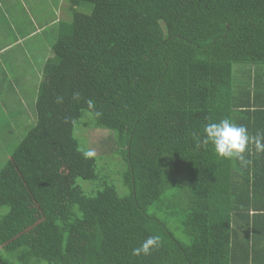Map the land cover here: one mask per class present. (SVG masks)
<instances>
[{"label": "trees", "instance_id": "trees-1", "mask_svg": "<svg viewBox=\"0 0 264 264\" xmlns=\"http://www.w3.org/2000/svg\"><path fill=\"white\" fill-rule=\"evenodd\" d=\"M55 25L36 123L0 168V264H264V153L245 168L196 139L224 118L264 135V0H61ZM80 119L118 159L83 158Z\"/></svg>", "mask_w": 264, "mask_h": 264}, {"label": "rangeland", "instance_id": "rangeland-1", "mask_svg": "<svg viewBox=\"0 0 264 264\" xmlns=\"http://www.w3.org/2000/svg\"><path fill=\"white\" fill-rule=\"evenodd\" d=\"M26 1L29 2L27 10L32 7L33 1H36L34 9L39 10V0ZM58 1L59 0H47V3H45L46 0H43V5L45 6L42 8L44 10L42 23H47L57 15L60 18L61 13L59 14V10L61 9V3H58ZM81 11H84V9H81ZM38 14V11H34V15ZM53 14H55V16H53ZM40 16L42 15L39 14V17ZM56 36V30L48 31V29H46L43 33L40 32V34L28 38V40L23 43L24 47L17 48V54L15 55L14 53V57L16 56L15 58L21 63L19 69H23L25 72L27 84L25 81L22 84L20 80L17 81L15 99L10 93L9 95L12 100H4V98L1 100L2 106L5 105V107L2 112L1 106L0 111L2 113L0 115V122L3 123L2 126H4V124H7V126L6 128H0V168L7 161L9 155L15 149L19 141L36 123V89L42 79V68L45 61L53 56L52 44ZM30 60H33V66L31 68H26L23 64H26L28 61L30 62ZM13 112L16 114L14 115ZM80 123L81 119L76 123L74 135L80 140L82 147L85 149H94L96 155L105 158V160H108V158H119L118 155L117 157L115 155L116 147L108 130L98 129L92 126H83L78 134ZM116 178H118V176H116ZM108 182L110 181L108 180ZM79 184H82L87 192L91 190L95 191L98 186L95 183L92 184L91 182H84L82 180H79ZM6 211V207H0V216ZM163 217H165V215H163L162 218ZM168 227L175 238L180 242L186 245L191 243V238L184 233L177 218L168 220Z\"/></svg>", "mask_w": 264, "mask_h": 264}, {"label": "crops", "instance_id": "crops-1", "mask_svg": "<svg viewBox=\"0 0 264 264\" xmlns=\"http://www.w3.org/2000/svg\"><path fill=\"white\" fill-rule=\"evenodd\" d=\"M28 3L26 0H0V109L3 98L4 100H12L10 93L15 99L17 81L20 80L21 84L25 81L27 84L24 70L19 69L21 63L15 58L16 56L14 57V53L17 54V48L24 47L23 43L28 38H32L40 32L43 33L46 29L48 31L56 30L55 23L60 19L57 15L44 24L42 23V17L44 16L42 8L45 6L43 0L38 1L39 10L34 9L36 1H33L32 7L27 10ZM45 3H47V0ZM58 3H61V0ZM34 11H38L42 16L39 17V14L34 15ZM60 13L61 9L59 10ZM23 65L26 68H31L33 60ZM263 70L264 67L261 68L259 73L260 81L264 80ZM4 107L5 105L2 106V112ZM2 112L0 111V115ZM13 114L16 113L13 112ZM2 124L0 122V128H6L7 124H4V126Z\"/></svg>", "mask_w": 264, "mask_h": 264}, {"label": "clouds", "instance_id": "clouds-1", "mask_svg": "<svg viewBox=\"0 0 264 264\" xmlns=\"http://www.w3.org/2000/svg\"><path fill=\"white\" fill-rule=\"evenodd\" d=\"M73 100L80 101L82 96L79 92L73 94ZM57 104L64 102L63 97H57ZM89 109H95V103L92 100L86 101ZM100 115V113H97ZM211 121V116L206 117ZM69 120L66 118L65 123ZM198 148H207L209 144L214 147L215 153L227 160H235L242 167H248L252 161L246 158V154L256 155L264 153V135H249L248 129L244 126H239L228 118H224L219 122H210L204 126L203 137H196ZM250 146L253 148L249 152ZM77 151L81 153L85 160L93 159L96 156L94 149H85L78 147ZM163 246V240L160 236H149L143 244L133 249L134 256L151 255L152 251L158 250Z\"/></svg>", "mask_w": 264, "mask_h": 264}]
</instances>
